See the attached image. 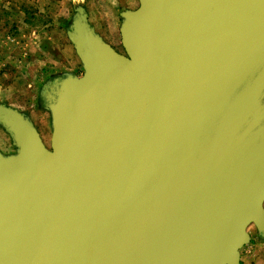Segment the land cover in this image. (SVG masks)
I'll return each instance as SVG.
<instances>
[{"label":"water","instance_id":"95a60500","mask_svg":"<svg viewBox=\"0 0 264 264\" xmlns=\"http://www.w3.org/2000/svg\"><path fill=\"white\" fill-rule=\"evenodd\" d=\"M119 34L76 8L49 146L0 103V264H240L264 238V0H138Z\"/></svg>","mask_w":264,"mask_h":264},{"label":"rangeland","instance_id":"374dc122","mask_svg":"<svg viewBox=\"0 0 264 264\" xmlns=\"http://www.w3.org/2000/svg\"><path fill=\"white\" fill-rule=\"evenodd\" d=\"M131 1L133 0H0V103H14L29 119L33 117L31 111L34 115L40 113L42 117L34 116V121H30L46 146L50 142L51 122L41 93L44 85L58 75L55 73L56 61L67 55L70 39L66 33L76 19V8L82 6L95 27L111 39L115 50L123 52L118 30L120 13L122 6ZM132 3L136 7L138 0ZM54 22L62 24L60 32L57 26H50ZM31 30L40 31L42 35L49 33L51 39L46 36L41 41L32 39L27 45H21L27 42L22 39L23 32ZM24 48H28L31 53L39 51V65L34 63L37 59L20 54ZM82 72L81 69L80 74ZM2 138L0 132V142ZM8 139L11 144V138ZM11 145L14 152L13 143ZM247 231L250 236L247 245L252 243L254 246L261 241L254 225H250Z\"/></svg>","mask_w":264,"mask_h":264},{"label":"crops","instance_id":"0c3cea01","mask_svg":"<svg viewBox=\"0 0 264 264\" xmlns=\"http://www.w3.org/2000/svg\"><path fill=\"white\" fill-rule=\"evenodd\" d=\"M132 2H134V0L131 1V3H129L128 5H123L122 11L127 10V9L136 8L137 6L134 7ZM87 16H88V13H87ZM120 16H121V13H120ZM88 21L91 24V26L93 27L94 31L98 35H100L104 41H106L111 46H113L111 39L106 34H104L101 29H97L95 27V25L92 23V21L90 19V16H88ZM51 25H53L54 28L57 26L58 32H60V27L62 26V24H59V22H54L53 24H50V26ZM119 26H120V24H119ZM25 30H28V29L26 28ZM118 30H119V28H118ZM66 35L68 37V32L66 33ZM22 36H23L22 37L23 41L24 40L27 41L26 44H21L24 46V45H27L29 40L32 41V39H34V41L43 40L46 36H49V33L42 35V34H40V31L31 30V31H27L26 33L23 32ZM49 39H51V35L49 36ZM66 51H67L66 57H63V58L59 57V60L56 61L57 68L55 69L56 70L55 73H58V75L56 77L64 76L67 74L79 75L80 71L82 69L80 60L75 53L74 46H73L71 41H70L69 46L67 47ZM20 54L30 55L32 57V59H34V58L37 59L36 61H34V63L37 62V65H39L38 62H40L39 59L41 58L39 51L38 52L34 51V53H31L30 51H28V48H24L20 51ZM5 105L10 106V107L15 108V109H18L19 111H21L23 113V111L20 110L18 107L16 108V105L12 102H6ZM31 115H33V117L31 116L32 118H30V119L32 121H34V116L38 117L40 115V113H37L34 115V113H32V111H31ZM40 116L42 117V115H40ZM0 130H1L0 131L1 136L3 137L1 142H0V152H2L4 154L13 153L12 149H11L12 148L11 147L12 142L10 144L9 139H8L10 137V135L6 132V130L1 125H0ZM13 147L15 148V146H13ZM240 264H264V238L263 237H261V241L254 244V246L252 243L249 245L246 244L245 247H243L241 249V251H240Z\"/></svg>","mask_w":264,"mask_h":264}]
</instances>
